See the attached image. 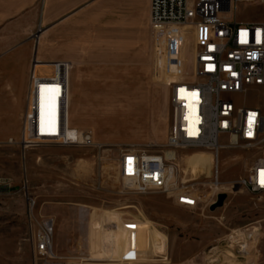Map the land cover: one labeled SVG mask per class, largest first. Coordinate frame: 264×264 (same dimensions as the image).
<instances>
[{"label":"rangeland","instance_id":"rangeland-1","mask_svg":"<svg viewBox=\"0 0 264 264\" xmlns=\"http://www.w3.org/2000/svg\"><path fill=\"white\" fill-rule=\"evenodd\" d=\"M237 16L260 20L264 7H240ZM191 35L184 26H170L156 36L140 4L130 7L128 0H0V60L32 57V67L44 72V64L68 61L69 137L70 129L89 131L99 144L23 149L15 143L20 125L0 116V125L10 128L0 131V264H124L120 257L90 256L95 210L112 228L141 219L151 232L164 235L162 250L140 254L133 264H264V193L237 183L260 152L222 149L217 186L210 152H181L202 157L194 174L189 170L207 183L195 209L176 205L163 193H135L118 174L121 149L165 143L167 83L194 79ZM1 83L0 78V89ZM58 95L59 87L39 88L40 131L55 120ZM244 100L264 109L263 93L252 90ZM70 103L75 124L72 117L69 121ZM219 193L226 194L223 205L210 210ZM27 196L35 201L32 227ZM46 217L54 222L53 248L40 256L33 252L32 234L36 221ZM101 221H95L96 233ZM104 248L108 251L106 243Z\"/></svg>","mask_w":264,"mask_h":264},{"label":"built area","instance_id":"built-area-1","mask_svg":"<svg viewBox=\"0 0 264 264\" xmlns=\"http://www.w3.org/2000/svg\"><path fill=\"white\" fill-rule=\"evenodd\" d=\"M262 6L264 0H149L148 22L154 32L184 26L192 33L194 79L168 82L170 116L165 143L157 149L147 145L120 150L118 174L135 193H163L176 205L195 209L202 202L201 185L207 183L185 173L180 153L191 150L212 153L215 159L212 181L218 183L220 151L235 148L260 152L247 175L237 183L253 194L264 193V109L244 100L252 90L264 94V18L241 20L237 16L240 7ZM44 65L47 72L31 68L27 106L20 138L15 143L23 149L39 144L99 146L89 131L70 129L74 135L69 137L66 117L69 63L58 60ZM41 87H59L56 118L49 119L43 131L37 117ZM26 204L31 226L35 201L27 196ZM126 221L127 229L136 228L131 219ZM36 224L33 252L49 256L53 248V219L46 217Z\"/></svg>","mask_w":264,"mask_h":264},{"label":"bare ground","instance_id":"bare-ground-1","mask_svg":"<svg viewBox=\"0 0 264 264\" xmlns=\"http://www.w3.org/2000/svg\"><path fill=\"white\" fill-rule=\"evenodd\" d=\"M182 159L185 163L183 168L185 173L189 174V170L191 169L194 174L195 169L200 167L202 157H189L185 155L182 157ZM211 160L215 165L214 155L212 156ZM214 165L212 168H214ZM217 185L218 183L215 182V186ZM92 217L95 219H92V230L90 229V256L93 260H103L107 259L108 257H120V261L122 263L133 264L139 260L138 258L140 254L144 257H150L162 250V240L164 235L160 234V232H151L150 229H152V227L148 222H142L141 219L132 220L131 223L137 224V226L134 228V230H129L125 227V223H127V221L123 222L117 227L114 225L115 228H112V226L107 224L104 213L99 210H95ZM96 219L102 220L99 232L97 233L94 229ZM149 233L151 237H145L146 235H149ZM105 243L107 245L108 251L104 248ZM132 258H135L136 260H131Z\"/></svg>","mask_w":264,"mask_h":264},{"label":"crops","instance_id":"crops-1","mask_svg":"<svg viewBox=\"0 0 264 264\" xmlns=\"http://www.w3.org/2000/svg\"><path fill=\"white\" fill-rule=\"evenodd\" d=\"M129 6L134 7L137 3L143 8L145 15L149 13V0H128ZM152 30V29H151ZM153 31V30H152ZM154 32V31H153ZM157 36V33L154 32ZM68 62V61H67ZM32 57L27 60L15 61L11 59L0 60V78L2 80L0 89V116L15 118L16 124H22V117L27 106V91L29 74L32 68ZM168 86V83H167ZM67 94H69V81H67ZM70 98V97H69ZM168 104H169V87H168ZM69 121L75 117V108L70 103ZM170 116V104H169ZM168 116V117H169ZM75 119L72 124H75ZM169 125V124H168ZM0 131H9L10 128L6 125H0ZM168 131V130H167ZM256 230V228L254 229Z\"/></svg>","mask_w":264,"mask_h":264},{"label":"water","instance_id":"water-1","mask_svg":"<svg viewBox=\"0 0 264 264\" xmlns=\"http://www.w3.org/2000/svg\"><path fill=\"white\" fill-rule=\"evenodd\" d=\"M225 198H226V194L225 193L217 194L215 201H213L210 204L209 209L210 210H214L217 207H221L223 205V202H224Z\"/></svg>","mask_w":264,"mask_h":264}]
</instances>
